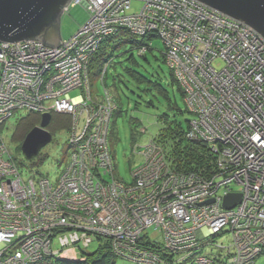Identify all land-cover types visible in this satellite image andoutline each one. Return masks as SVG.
<instances>
[{
  "label": "built area",
  "instance_id": "built-area-1",
  "mask_svg": "<svg viewBox=\"0 0 264 264\" xmlns=\"http://www.w3.org/2000/svg\"><path fill=\"white\" fill-rule=\"evenodd\" d=\"M90 1L93 5L87 10L91 16L70 44L49 47L36 41L33 47L41 48L45 54L55 52L59 55L57 71L62 78L70 71L74 72L77 66H80V71L78 68L79 73L76 74L81 77V63L88 62L90 54L96 50V42L112 36L121 28L133 33H164L168 55L166 62L183 91L189 94L186 104L196 110L188 137L208 142L209 147L219 155V171L209 179L173 171L164 161L159 147L150 140L144 150L138 151L143 164L133 172L134 183L127 185L116 179L112 172L115 164L108 144L110 116L105 118L100 113L90 116L86 112L87 120L81 125L80 118L84 113L76 115L78 118L70 134L74 150L65 164L62 179L55 186L50 181L36 182L33 176L26 177L11 156L10 159L5 158V154L10 152L0 133V264L35 263L38 257L57 255L62 251L58 244L76 249L78 246L87 247L88 241L104 245L107 240L113 253L122 254L120 257L139 262L154 258L160 261L158 264H166L170 252L165 248L156 250L151 245L157 239V232L164 239L165 234H173L164 241L168 242L175 255L172 260L176 262L180 256L190 255L188 252L192 248L187 241L204 234V225L226 219L227 214L220 211H224V199L232 188L245 196L236 208L237 221L234 224L252 218V209L255 207L257 210L264 202V198L257 200L258 191L264 192V37L250 25L199 0H184L191 4V12L185 4L176 0ZM80 4L81 0H71L63 14ZM158 6H163L165 10L156 11ZM178 12L176 27L169 25L168 22ZM115 22L117 25L113 26ZM29 42H0V126L14 106L23 107L29 102V97L34 100L39 98L42 102L48 98L55 101L52 110H61L67 99L63 95V98L46 99L48 89L47 93L41 89L48 83H42L41 79L37 82L38 89L34 87L36 82L24 79L25 83L32 84L30 94L18 87V80L23 81V76L6 81L8 71V75H24L32 68L43 71L48 66L44 60L22 63L27 58L32 60L37 50L32 49ZM71 46L77 51L81 48L78 55L72 52ZM13 55L17 57L9 59ZM62 61L66 67L61 66ZM216 62H220L221 66H216ZM197 77L205 82V88L200 85L195 92L190 80ZM80 85L82 83L76 86ZM201 93L210 98L203 99L205 95ZM20 95L25 97L18 101ZM105 175L113 178L107 181ZM215 185H222L220 188L223 189L215 200L220 204L217 214H213L215 211L211 209L202 212L194 209L191 200L215 198L210 192ZM199 190L204 193L194 197L193 192ZM246 190L247 196L244 194ZM125 195L134 198L129 200L131 197ZM127 203L129 207L135 205L128 211L129 218L133 217L132 211L136 209L141 218L143 215L149 217L148 214H151L150 218H156L157 215V224L147 221L150 223L144 228H148L145 232L139 231L142 232L139 235L134 229L127 236L128 233H123V227L119 225L120 214L116 212L127 207ZM262 216L264 218V210ZM151 229L156 233L150 234ZM92 231L112 234L115 239L113 236L98 237ZM173 239L177 241L173 242ZM23 240L27 243L25 246L34 252L27 253L25 246L18 245ZM259 241L264 245V239ZM259 246L244 260L236 259L231 264H251V259L260 251ZM177 247L179 249L175 250ZM152 250L156 252L153 256L150 253ZM74 254L70 257L75 258L77 255Z\"/></svg>",
  "mask_w": 264,
  "mask_h": 264
},
{
  "label": "rangeland",
  "instance_id": "rangeland-1",
  "mask_svg": "<svg viewBox=\"0 0 264 264\" xmlns=\"http://www.w3.org/2000/svg\"><path fill=\"white\" fill-rule=\"evenodd\" d=\"M176 1L177 2L180 1V3L185 4L184 6H186L188 12H191L189 9V7L191 6L190 3H185L184 0H176ZM83 2L81 0L82 4L72 8L70 13L63 14L61 17L60 34L63 44L65 43L70 44L73 41V39L77 35H79L78 33L80 32L79 30H81L80 28L90 18V12L87 10V8L93 5L92 1L85 0V2L84 3ZM134 8H138V5H134ZM134 8L133 11H137L134 10ZM163 10H165L163 6L161 7L158 6V9L156 11L161 12ZM152 13L154 14V11ZM178 15L179 12L174 14L172 20L168 22L169 25L176 27L175 19ZM162 19L166 21V18H162ZM112 25L115 26L117 25V23L115 22ZM155 32L156 31L147 32L148 33L147 38H151L150 42L147 40V43L148 45H150V48H152L151 49L152 51L147 52L148 61H146L143 58V56L139 55L138 49H134L133 51L129 52L130 49L127 48V46H124V48H126L125 51L127 50L128 53H124L121 56H117L115 58L114 64L110 65L108 68V77L105 79V82H103V77L106 70V65H104V68L100 74L93 75L94 73H92V59H91L93 54H90L88 62L81 63V67H82L81 77L79 74H76V76L82 79V85L75 86L63 94V96L67 99L61 106V110H58L56 105L55 108H57V110L51 109L55 101L52 102L51 100L47 99L42 102L38 98L39 100L38 102L31 97H29L28 99L29 102L26 103L23 107L14 106V108L11 110L9 114V117H6L5 121L1 124L0 130L2 131L1 135L3 137L4 143L5 145L7 144L9 148V152L11 153L14 159L13 162L19 165L21 172L26 177L33 175L35 172H39L38 174H35L36 182L44 180L43 183H46L50 181L51 184L57 186V181L59 179H62L64 175L65 164L69 161L71 157L70 153L72 150L71 148L67 150V144H68L67 140L69 138V133L59 130L56 133H54L52 141L48 145H46L39 153V156L41 153L43 154L44 157L42 159L43 163L42 161H38L39 163L37 166L31 167L30 161L32 160H28L25 157L21 149V146L19 147L18 143L12 138V133L15 128L14 119L24 112L27 113L31 112L32 114H36V115L38 114L40 116L39 125L41 124L42 116L45 113H50L51 117L53 116V112L67 114L71 118L73 117V121H71V125L76 122V117L78 118V116L76 115L82 113L85 114L86 112H89L90 116H93L96 113L103 114L105 118L107 116H110V122H111L110 127L113 132L111 133L109 144L114 154L115 163L118 165V169L117 167H115L112 172L114 175L116 176L118 175V177L126 181H131L133 179L132 171L135 169V167L137 168L139 166L138 163L141 161L140 154L134 153L135 147H138V150L141 149L144 150V148H142L143 145H145L146 142L150 140V138L155 136L159 131V129L161 128L162 123L160 122V116L164 112H167L172 117H175L173 119H177L178 121L182 122L185 128L187 127V120L193 119L196 114L195 108H191L189 107L190 104L189 105L186 104V101L190 99L189 94L184 92L185 100H186L185 101L184 97L183 98L181 97L180 92L177 90V87L175 86L180 108L184 110L185 113H179L178 115H174L172 112L167 110L165 100L163 99V97H160L159 94L154 95L153 92L145 91L146 87L144 85L141 86L138 85L128 73V69H135L139 72H145L146 70L151 71L152 69L158 70V72L164 77V81L169 82L168 77H169L170 68L165 62L167 61L168 55L166 52L167 46L166 44H164L163 41L165 39L164 33L161 34L157 32L156 34ZM103 41L104 40L97 41L96 42L97 46L101 45ZM60 45L61 44H59L58 46ZM148 48L149 47L147 45H144L140 47L139 52L143 54L145 50ZM80 50L81 48H79L77 51L74 50L72 47V52L75 53L76 55L79 54ZM87 50L88 48H86V51ZM119 51L120 50H118V52ZM118 52L115 51V55H118ZM132 52L134 58L128 59L132 54ZM215 65L220 67L221 63L216 62ZM50 66L51 65L49 64L43 71L32 68L30 74L25 73L22 79L36 82L34 87L38 89L39 88V85L37 86L38 84L37 82H39L38 79H41L42 83L50 82L47 79V76L44 74L45 70ZM78 68L79 67H77V69ZM201 81L202 80H200L198 77L196 80L195 79L190 80L192 89L195 92H197L198 89H200L199 88L200 85H202V87L205 88V82L202 81L203 83H201ZM0 82H1V76H0ZM177 84L179 85L178 82ZM106 85L111 89L112 93L114 94V97H116V100L120 103V106H118L117 102L113 103L112 97L109 96L112 94H109L107 96L108 99L107 98L103 99L101 97L104 94ZM169 88L171 91L173 90L172 86H169ZM180 88L182 89L181 86ZM46 89H48V86H43L41 91H43V93H47ZM30 91L31 90H27V93L30 94L31 93ZM35 91L36 90H34L33 92ZM199 92L201 91L199 90ZM201 94L205 95L203 98L205 99L206 94L205 93H201ZM37 96L38 95H34V97ZM206 98L209 99L210 97H206ZM150 100L153 101L154 106H150L147 104V102ZM33 102H37L36 105L33 104ZM95 116L97 119L98 116L97 115ZM86 120L87 117H84L83 123ZM190 124L191 122L189 121V129H190ZM133 129L138 130L139 132L138 135L133 134ZM205 144L208 145V142H205ZM220 186L222 185H215L213 186L212 189H210V192H212L215 195V198H213V196H210L208 199H200L198 201L196 200L192 201L190 195L189 199L191 200L190 202L191 206H194V209H198V211L200 212H202L204 209L206 210L211 209L215 211L213 212V214L215 213L217 214L216 211L220 209L219 208L220 204L218 203V201L215 202V200L217 194L220 193V190H223L222 188H220ZM241 189L243 188L241 187ZM231 190H233V188ZM231 190L230 192L228 191L229 192L228 194L230 193L241 194V200L233 207H226L224 206V202H223L224 211H220V213L227 214L226 219L219 222L214 221L212 223H209V225L208 224L204 225L206 223L205 221L203 224L204 226L202 225L203 228H205L206 230L204 234L197 235V238H193V240L189 238L187 242L188 244H190L189 247L192 248V251L188 252L190 253L189 256L182 255L183 258H181L180 256L178 258L179 260L174 262L172 258L175 257V255L173 254V251L169 249L170 247L168 246V242L166 243L164 241L167 237L171 238L173 234H165V239H164L162 238V234L160 232H157V236H156L157 239H155L151 245L156 250L159 249L164 250L165 248L167 251L170 252L169 261L168 262L166 261L165 262L166 264H188L187 260H189L190 264H231L236 259L238 261L244 260L246 257H248L246 255H250L252 253L251 251H253L256 247L258 248L260 243L259 239H264V236H261L264 235L263 233L264 218L262 216L264 210L263 208L264 202L257 210L255 209V207L252 209V212L254 211L253 214H251L252 218L249 217V218H245L246 220H243L244 218L239 217L238 219L243 221L234 224V222L237 221L236 208L242 202V198H244L245 196L243 197L241 192H237L238 190H236V188L233 191ZM201 193H204V191L199 190L193 192L192 195H194L195 197ZM208 193L209 191L207 190V194ZM244 194L247 196V190L246 192H244ZM263 194L264 192L262 190L258 191L257 200L261 201L264 198ZM262 195L263 197H261ZM125 197L130 198L131 196L125 195ZM254 197H255L254 199H256V195H254ZM133 198L134 197H131L129 200H132ZM244 204H245V200L243 201V205ZM134 206L135 205H130L129 207L128 204L127 207L116 211L120 214L119 225L123 227V233L125 231H126L125 233H128L127 236L134 229L137 233H139V231L145 232V230L148 228H146L145 230L144 228L148 226L150 222H152V224H157L156 222V219L158 218L157 215L156 218H150L151 214H148L149 217L143 215L141 218L139 211L136 209L135 211H132L133 217L129 218L130 214H128V211H131V209ZM170 212L172 213L171 210ZM227 219L229 221H226ZM147 221L150 222L147 223ZM158 228L159 227H157V229ZM216 228L219 229L216 230ZM252 228L257 231L252 232L251 230ZM95 232L97 233L98 237H106V236H110V238L112 236H113L112 238L115 237L112 234L109 233L103 234L100 231H92V234L95 235ZM141 233H139V235ZM149 233L154 234L156 232L153 230H149ZM53 239L55 240L56 236H54ZM176 241L177 240L173 239V242ZM241 241H245V242H241ZM24 242L25 241L23 240L22 242L18 243V245L23 247L27 244ZM88 242L86 243L87 244L86 246L89 248L88 251L90 252L95 251L97 248L96 244L92 246L91 242L90 241ZM256 244L258 245L254 247ZM156 246L158 248H156ZM57 247L60 250H62L64 254L62 251H60L57 253V255L52 254L51 256L38 257L35 263H39L42 261L45 262L47 257H52L53 259L80 260L78 253V251L80 250L79 246L76 249L73 248L71 249L66 245L60 246L58 244ZM25 248L27 247L25 246ZM176 249H179V247L175 248V250ZM259 249H260L259 253L253 259H251L252 261L251 264H264V245L262 243H260ZM26 252L31 253L34 251L32 249L27 248ZM219 252H222L223 254L224 252L226 253L231 252L232 256L229 255L226 259H224V255L221 258H218L217 256L213 255V253H219ZM73 253L77 255L75 258L70 257L73 255ZM150 253L153 256L156 252L152 250L150 251ZM206 254L210 256V258ZM121 255H122L121 253H116V254L114 253V257L116 258L115 264H158L160 262L158 260H155L154 258H152L148 262L132 261L126 259L124 256L120 257ZM186 257H188V259H186ZM170 261H172L173 263Z\"/></svg>",
  "mask_w": 264,
  "mask_h": 264
},
{
  "label": "trees",
  "instance_id": "trees-1",
  "mask_svg": "<svg viewBox=\"0 0 264 264\" xmlns=\"http://www.w3.org/2000/svg\"><path fill=\"white\" fill-rule=\"evenodd\" d=\"M72 8L74 7H71L68 13H70ZM147 34L148 33L145 34L133 33L129 29L121 28L112 36H109L106 39H104L101 45L97 46L91 58L92 73H94L93 75L100 74L104 68V65H106V70L103 78V82H105V79L108 77V68L110 65L114 64L115 58L117 56H121L124 53H128L127 50L125 51L126 48H124V46H127V48L130 49L129 52L133 51L134 49H138L139 55L143 56V58L146 61H148L147 52L152 51L151 50L152 48H150V45H148L147 43V40L150 42L151 39V38H147ZM144 45H147L149 48L146 49L143 54H141L139 52V49ZM118 50L120 51L118 52ZM115 51L118 52V55H115ZM133 58L134 55L132 52V54L128 59H133ZM128 73L138 85L140 86L144 85L146 87L145 91H150L153 92L154 95L159 94L160 97H163L168 111L172 112L174 115H178L179 113H185V111L180 108L175 86L177 87V90L180 92L181 97L182 98L184 97V100H185V93L183 89H181L180 86L177 84L176 78L171 69L169 71V77H168L169 82L164 81V77L158 72V70L152 69L151 71L146 70L145 72H139L135 69H128ZM169 86H172L173 88L172 91L170 90ZM108 95L112 97L113 103L117 102L118 106H120V103L116 100V97H114V94L112 93L111 89L106 85L104 94L101 97L103 99H106ZM147 104L150 106H154L152 100L148 101ZM86 115L87 113L81 116L79 123L80 125L83 123L84 117ZM173 118L175 117H172L169 113L164 112L160 116V122L162 123L161 128L159 129V131L155 136L150 138V140H153L156 143L157 147H159L163 155L164 161L166 162L168 167L173 169V171L186 175L193 174L195 175V177H203L209 179L211 176H213V174H216L219 171L218 153L214 152L209 147V145L205 144V142L200 140L190 139L188 137V133L190 130L189 121L191 122V120H187V127L185 128L182 122ZM39 121H40V116L38 114L37 115L32 114L31 112L29 113L24 112L14 119L15 128L12 133V138L18 143L19 147L22 145V142L24 141L29 131L39 125ZM71 121H73V117L71 118L67 114L53 112V116L51 117V122L48 127L49 128L48 130L51 131L53 136L54 133H56L59 130L69 133V138L67 140L68 143L67 150L70 149V146H72L69 141L70 134H72V128H73V124L71 125ZM112 132L113 131L110 127L108 134L109 140ZM0 133H2V131ZM138 133H139L138 130L133 129L134 135L136 134L138 135ZM150 140H148L145 145H147V143ZM145 145H143L142 148H145ZM138 151H139L138 147H135L134 153L138 154ZM110 154L112 161L115 164V167H117L118 169V165L115 163L114 154L111 148H110ZM10 156L13 159L11 153L5 154V158H9ZM140 157H141V161L138 163L139 166L143 164L142 156ZM43 158L44 157L42 153L40 154V156L38 155V157L33 158L32 161H30L31 167L37 166L39 163L38 161H42ZM137 168L135 167V169L132 171V174ZM38 173L39 172H35L31 176L35 177V174ZM105 177L107 181L113 178L110 177V175H105ZM115 178L127 185H132L135 181L134 176L131 181H126L124 179H121L120 177H118V175L117 176L115 175ZM103 239L104 238H102L101 240ZM95 244L97 248L95 251L92 252L88 251L89 249L88 247L87 248L82 246L80 247L79 250L80 260H64V259H53L52 257H47L45 262L42 261L39 263H30V264H115L116 258L114 257L112 248L109 245V241L107 240L104 243V245L101 244L98 245V243L96 242ZM93 245L94 243H92V246Z\"/></svg>",
  "mask_w": 264,
  "mask_h": 264
},
{
  "label": "water",
  "instance_id": "water-1",
  "mask_svg": "<svg viewBox=\"0 0 264 264\" xmlns=\"http://www.w3.org/2000/svg\"><path fill=\"white\" fill-rule=\"evenodd\" d=\"M253 27L264 37V0H199ZM71 0H0V41L36 40L49 47L62 43L60 20ZM51 114L26 135L21 149L28 160L39 155L53 135L48 130ZM241 194L230 193L224 206L233 207Z\"/></svg>",
  "mask_w": 264,
  "mask_h": 264
},
{
  "label": "bare ground",
  "instance_id": "bare-ground-1",
  "mask_svg": "<svg viewBox=\"0 0 264 264\" xmlns=\"http://www.w3.org/2000/svg\"><path fill=\"white\" fill-rule=\"evenodd\" d=\"M106 4H108V2ZM25 41H31V42H29V46L32 47V49H37V46L33 47L35 45L34 43H36V40H25ZM66 46H68V45H66ZM58 56L59 55L57 53H55V52H51V54L49 52H47L45 54L43 52V50L40 48V49H37L35 51V55L32 57V60L29 59V58L26 59L27 61L26 60H22V63H25V64L26 63L30 64V63H33V62H39L40 60H44L45 64H48V65L50 64L51 65L50 67H48L46 69L47 71L45 70V72H44V74L47 76V79L50 81L46 85V86H48V93L46 94L47 95L46 99L48 97H52L53 99H54V97H61L66 92L67 88H71L73 86H76V85H79V84L82 83V80L78 76H76V73H79L77 68L73 69V70H75L74 72L70 71L69 74H67L66 76H64L62 78V74H60L57 71V62L56 61L60 58V57L58 58ZM12 57L15 59L17 57V55L9 56V59H11ZM63 60L65 61V59H63ZM64 61L61 62V66L62 67H66ZM77 67H80V66H77ZM45 68L46 67H44L43 70ZM79 71H80V68H79ZM30 72L31 71L29 70L27 73L30 74ZM8 73H10V71H8ZM8 73L6 74V78H7L6 81L7 82H8V79H10V78H13V77L17 78V77L23 76V75H16V74L8 75ZM63 79H66L67 81H65ZM31 86H32L31 82L25 83L24 80L23 81L22 80H18V87L21 90H23V91L29 90V88ZM24 95L29 96V94H24ZM24 95H20L17 100L21 101L25 97ZM42 99H43V97H42ZM36 100L39 102L38 98ZM70 148H71V150H74L73 146L70 147ZM231 254H232L231 252H227V253L224 252V254L222 252L213 253V255L217 256L218 258H221L224 255V259H226ZM208 257L210 258V256H208ZM126 259H128V258H126Z\"/></svg>",
  "mask_w": 264,
  "mask_h": 264
}]
</instances>
